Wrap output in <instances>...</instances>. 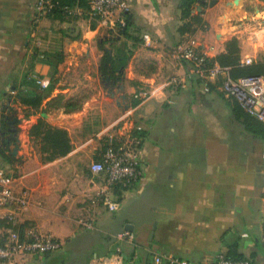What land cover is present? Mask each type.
Wrapping results in <instances>:
<instances>
[{
	"label": "crops",
	"instance_id": "1",
	"mask_svg": "<svg viewBox=\"0 0 264 264\" xmlns=\"http://www.w3.org/2000/svg\"><path fill=\"white\" fill-rule=\"evenodd\" d=\"M180 1L130 0L127 32L114 36L115 31L90 17L87 0L43 14L37 0H0V110L1 99H10L21 87L17 80L28 75L48 79L42 88L58 77L54 94L67 92V80L80 79L78 87L86 93L99 89L93 86L102 75L103 54L95 52L99 40L124 39L135 51L132 66L138 61L130 76L136 87L128 88L133 103L127 126L117 124L118 117L109 116L107 104L97 99L76 112L63 107L49 115L54 125L68 130L70 152L48 163L29 152L17 166L16 191H28L19 223L64 241L61 249L28 254L19 264H88L118 246L124 264H153L160 253L214 263L233 245L264 264V132L248 128L236 116L233 98L217 82L189 80L180 86L169 81L172 74L186 76L187 66L177 59L175 47L189 37L215 57L236 36L241 60L252 57L249 53L264 59V27L253 29L255 34L247 38L240 33L249 25L233 21L251 14L264 23V5L257 3L264 0H253L250 11L249 0H196L194 12L201 13L206 28L195 25V31L181 30L189 19ZM141 52L147 54L143 59L134 57ZM93 63L94 72L87 70ZM141 86L150 91L143 99L134 96ZM134 125L144 128V173L131 186L110 188L121 201L112 211L99 197L100 189L108 188L105 175L94 174L90 163L100 157L108 133L124 135ZM4 212L0 210V228ZM124 230L133 238L118 237Z\"/></svg>",
	"mask_w": 264,
	"mask_h": 264
},
{
	"label": "built area",
	"instance_id": "2",
	"mask_svg": "<svg viewBox=\"0 0 264 264\" xmlns=\"http://www.w3.org/2000/svg\"><path fill=\"white\" fill-rule=\"evenodd\" d=\"M88 11L108 29L120 32L126 25V13L130 10V0H87ZM38 12L50 13L57 8L71 9L69 5H60L55 0H37ZM175 55L180 63L187 66L185 77L172 74L170 83L186 86L189 80H200L207 84L217 82L224 94L236 98L241 106L264 122V73L233 77L230 66L223 65L210 56L193 39L183 40L175 47ZM252 57L246 56L243 63H251ZM41 86H47L49 80L33 75ZM150 91L141 86L134 94L136 98L148 97ZM144 130L142 125H134L129 133L120 135L110 132L106 136L100 157L90 163L94 174H104L108 188H101L99 197L109 210H117L121 201L114 198L111 189L116 184L131 186L137 183L144 173L141 159ZM110 189V190H109ZM28 202V191L17 193L15 177L4 168H0V210L6 224L0 228V264H19L28 254H46L63 247V239L52 233L43 232L35 225L23 226L19 217ZM92 226L89 220H83ZM120 238H133L130 230L119 232ZM264 243V235L262 237ZM227 253H219L214 263L195 262L173 253L156 254L153 264H256L249 256L232 258ZM88 264H124L121 246L109 254L96 255Z\"/></svg>",
	"mask_w": 264,
	"mask_h": 264
},
{
	"label": "rangeland",
	"instance_id": "3",
	"mask_svg": "<svg viewBox=\"0 0 264 264\" xmlns=\"http://www.w3.org/2000/svg\"><path fill=\"white\" fill-rule=\"evenodd\" d=\"M193 3H196V0ZM257 3H262L264 5V2L261 1H257ZM252 5L253 0H249V6L247 7L249 11L253 7ZM194 9L195 7L192 8V12H194ZM233 21L237 25L238 22H240V24L249 25V28L246 27L244 32L240 33L247 38L255 34L253 29L264 27V23L258 21V19L251 14H249V16L245 14L236 17ZM204 22L206 23V21ZM204 22L202 24H197L199 26L197 28H206ZM194 25H196V23ZM194 25L191 27L192 30L189 31L196 30ZM111 33H113L114 36L120 35V32ZM118 39L120 42L115 41V37H110V40H105L103 41L104 43L100 42V40L98 41L99 45L97 50H95L97 55L104 54L105 50H110L114 53L116 57L115 73L112 77L99 74L93 81V86H97L99 89H95L92 93H86L83 90L84 88L78 87L80 79L73 80L72 82L67 80L64 84V88L67 89V92H60L57 94H54L53 91L59 82L58 77L53 78L51 85L47 88H42L44 86H41L32 75L17 80V84L21 85L20 89L11 94L10 99L7 97L1 99L4 104L3 109L0 110V168L9 171L8 173L12 171L14 177L17 178L18 174L16 168L19 164H22L23 158L26 157L29 152L31 154H39L43 163H48L55 159H50V151L44 149V142L41 135H34L29 131H26V133L22 131L16 132L14 128L16 121H20L22 124H34L37 123L41 117H45L49 123L54 124L49 115L50 112L61 113L63 107L67 112H76L84 106L86 101L93 100L95 102L97 99L99 102L107 104L105 110L109 116L118 117L116 119L117 124L124 127L127 126L128 122L131 120V105L133 103V94L128 88L132 89L136 87V84L132 82L133 80L130 76L132 75V71L136 70L135 68L138 65V61L135 60L132 66V56L135 51L133 52L124 44L126 43L124 39ZM189 39L197 40L195 37H189ZM196 42L199 43L198 41ZM84 52L88 54V45H85ZM142 55L147 54L142 52L136 53L134 57L143 59L144 57ZM249 55L253 57V61L262 59L257 54L249 53ZM92 59H94V55H92ZM93 66L94 63L91 66L87 64L86 69H91L92 72H94ZM91 79L92 78L89 80ZM72 109L75 111H72Z\"/></svg>",
	"mask_w": 264,
	"mask_h": 264
},
{
	"label": "trees",
	"instance_id": "4",
	"mask_svg": "<svg viewBox=\"0 0 264 264\" xmlns=\"http://www.w3.org/2000/svg\"><path fill=\"white\" fill-rule=\"evenodd\" d=\"M60 5L73 3L74 0H66L68 3H62L61 0H55ZM80 1V0H79ZM83 1V0H81ZM195 0H181L180 7L182 8L183 16L188 17L189 20L180 27L182 31L192 30V25L196 23H203V17L200 12H192ZM58 9V8H57ZM55 9V10H57ZM127 25L120 29L121 33L127 32L125 30ZM195 26V25H194ZM223 65L230 66V73L233 77L264 73V59L255 60L251 63H243L240 55L239 39L236 36L228 39L226 42V51L219 53L213 57ZM116 57L110 50H105L100 70L105 76H113L115 73ZM200 81V80H198ZM234 113L238 118H242L248 128L256 132H264V122L258 119L256 116L245 110L236 98H233L232 102ZM15 130H28L34 135H41L44 142V149L50 151V159H54L58 156L65 155L70 152L72 148L71 137L66 128L49 123L45 117H41L37 123L31 125H23L20 121L15 122ZM143 134V131L141 132ZM4 225L6 220L3 219ZM232 258H242L245 255L238 253L237 247L233 245L226 254ZM252 260L253 257L249 256ZM254 262H256L254 260ZM257 264V263H256Z\"/></svg>",
	"mask_w": 264,
	"mask_h": 264
},
{
	"label": "bare ground",
	"instance_id": "5",
	"mask_svg": "<svg viewBox=\"0 0 264 264\" xmlns=\"http://www.w3.org/2000/svg\"><path fill=\"white\" fill-rule=\"evenodd\" d=\"M240 0H236V4H239L240 2H239ZM234 5V4H233Z\"/></svg>",
	"mask_w": 264,
	"mask_h": 264
},
{
	"label": "flooded vegetation",
	"instance_id": "6",
	"mask_svg": "<svg viewBox=\"0 0 264 264\" xmlns=\"http://www.w3.org/2000/svg\"><path fill=\"white\" fill-rule=\"evenodd\" d=\"M15 125V124H14ZM10 128V127H9ZM14 128H15V126H14Z\"/></svg>",
	"mask_w": 264,
	"mask_h": 264
},
{
	"label": "water",
	"instance_id": "7",
	"mask_svg": "<svg viewBox=\"0 0 264 264\" xmlns=\"http://www.w3.org/2000/svg\"><path fill=\"white\" fill-rule=\"evenodd\" d=\"M213 2H214V1H213ZM108 77H109V76H108ZM17 131H18V130H17ZM17 131H16V132H17Z\"/></svg>",
	"mask_w": 264,
	"mask_h": 264
}]
</instances>
